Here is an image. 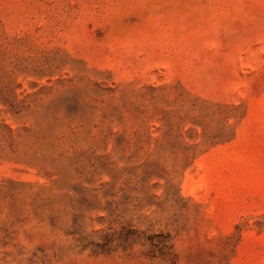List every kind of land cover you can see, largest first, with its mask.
I'll return each mask as SVG.
<instances>
[{
	"label": "rangeland",
	"instance_id": "obj_1",
	"mask_svg": "<svg viewBox=\"0 0 264 264\" xmlns=\"http://www.w3.org/2000/svg\"><path fill=\"white\" fill-rule=\"evenodd\" d=\"M0 264H264V0H0Z\"/></svg>",
	"mask_w": 264,
	"mask_h": 264
}]
</instances>
